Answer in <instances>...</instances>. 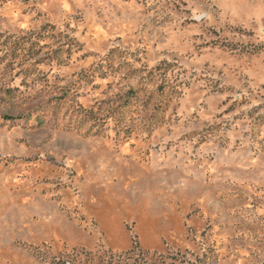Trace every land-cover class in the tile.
<instances>
[{"label": "clouds", "instance_id": "obj_1", "mask_svg": "<svg viewBox=\"0 0 264 264\" xmlns=\"http://www.w3.org/2000/svg\"><path fill=\"white\" fill-rule=\"evenodd\" d=\"M0 264H264V0H0Z\"/></svg>", "mask_w": 264, "mask_h": 264}]
</instances>
